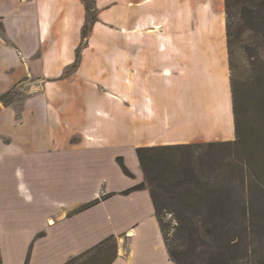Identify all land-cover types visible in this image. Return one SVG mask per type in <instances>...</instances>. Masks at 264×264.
Segmentation results:
<instances>
[{"label": "crops", "instance_id": "1", "mask_svg": "<svg viewBox=\"0 0 264 264\" xmlns=\"http://www.w3.org/2000/svg\"><path fill=\"white\" fill-rule=\"evenodd\" d=\"M93 1L74 67L81 0H0V95L43 82L0 106L1 264L21 238L17 264H65L109 237L110 264H176L149 190H131L143 181L136 149L235 138L224 0ZM118 144L132 157L111 156L112 185L99 150Z\"/></svg>", "mask_w": 264, "mask_h": 264}, {"label": "trees", "instance_id": "2", "mask_svg": "<svg viewBox=\"0 0 264 264\" xmlns=\"http://www.w3.org/2000/svg\"><path fill=\"white\" fill-rule=\"evenodd\" d=\"M81 1L87 14L81 29V44L77 50L74 67L78 65L80 50L98 20L94 1ZM224 5L228 58L234 38H239L241 34V29L237 33L233 29L235 22L232 18L235 13L238 20L242 21L239 27L261 29L264 42V0H224ZM15 91L16 86L0 95V106L10 104V96ZM231 91L235 124L233 140L136 149L143 181L131 190H149L169 257L176 264H243L247 262L250 251L247 240L249 232L252 233L255 224L261 221L263 225L258 227L264 231V199L259 204L255 201H258L260 196L264 198V85L253 102L256 111L262 115L258 125L250 124L242 115L239 91L232 79ZM205 149L206 155L199 156L198 152ZM224 149H238L243 153V158L238 159L239 164L234 169L242 176L249 177L248 196L239 198L237 194L228 195L217 186H205L208 183L203 180L206 176L202 171L204 159ZM172 153H177L176 159L172 158ZM119 164L123 173L132 177L121 159ZM90 205L92 203L83 208ZM164 214H170L175 221L171 234L162 220ZM237 224L243 233L241 236L230 234ZM110 241L116 250V239L109 237L65 264H78V260H83L81 264H110L114 256L98 263L97 256L93 255ZM199 255L202 257L201 261L195 259ZM254 262L264 264V252L260 253L259 261Z\"/></svg>", "mask_w": 264, "mask_h": 264}, {"label": "rangeland", "instance_id": "3", "mask_svg": "<svg viewBox=\"0 0 264 264\" xmlns=\"http://www.w3.org/2000/svg\"><path fill=\"white\" fill-rule=\"evenodd\" d=\"M232 20L235 22V26L233 28L234 31L237 33L239 29H241V34L239 38H234V43L230 48V79H232L233 84L239 91L242 115L245 116V119L250 124L258 125L260 119H262V115L256 111L253 106V102L258 98L261 87L264 85L263 32L259 28L250 30L248 27H239L242 25V21L238 20V15L236 13ZM42 84V81L34 77H30L18 84L16 86V91L12 96H10L11 104L15 107H20L22 101L28 96H32ZM99 152L103 162L101 169H105L108 173L107 178L109 183L112 185H120L122 180L117 174L118 170L110 162V158L114 153H123L126 155L127 160H130L132 155L128 148L122 144L109 145L108 148L100 149ZM198 154L199 156L206 155V149L201 150ZM171 156L176 159L177 153H172ZM240 157L243 158V153L238 149H224L206 157V159H204L205 164L202 169L206 175L203 180L208 183L205 186H217L223 191H226L228 195L235 196L237 194L239 198L244 197L245 195L248 196V185L250 182L249 177L242 176V174L238 171L236 172L234 169V167L239 164L238 159H240ZM41 162L42 161H39L38 163L40 164ZM37 180H39L38 183L40 184L44 183L41 178ZM45 187L48 188L49 186L45 185ZM262 199H264L263 196H260L258 201H255L259 204ZM42 217V215H36L34 223H41L43 226L46 225L45 217ZM162 220L167 226L168 233L171 234L175 225V221L172 216L170 214H164ZM31 222H29V225L28 223L26 224L25 231H23L26 235L28 234V229L33 225V222ZM259 225H263V221L256 223L255 227H253L252 233L249 232L247 240L249 242L250 251L247 262H244L243 264H254V261H259L260 253L264 252V231L259 229ZM230 234L237 236L243 235L238 224L234 225V230L231 229ZM24 239L25 238H21L17 240L16 249L15 247L13 248L11 245H8V264H17V251L21 249V244H23ZM112 246L113 242L110 241L102 246L100 250H96L93 253V255L97 256L96 259L98 260V263L103 262L107 257H113L115 250ZM38 258H40V261H47V257L44 253L38 255ZM195 259L197 261H201L202 257L200 258L199 255V257H195ZM82 261L83 260H78L77 263L81 264Z\"/></svg>", "mask_w": 264, "mask_h": 264}, {"label": "bare ground", "instance_id": "4", "mask_svg": "<svg viewBox=\"0 0 264 264\" xmlns=\"http://www.w3.org/2000/svg\"><path fill=\"white\" fill-rule=\"evenodd\" d=\"M131 234V233H130Z\"/></svg>", "mask_w": 264, "mask_h": 264}]
</instances>
